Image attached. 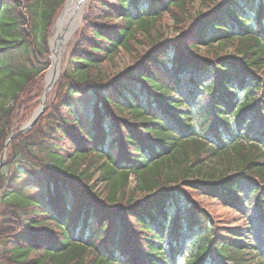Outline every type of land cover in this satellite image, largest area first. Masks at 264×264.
<instances>
[{"label": "trees", "instance_id": "1", "mask_svg": "<svg viewBox=\"0 0 264 264\" xmlns=\"http://www.w3.org/2000/svg\"><path fill=\"white\" fill-rule=\"evenodd\" d=\"M66 1L0 0V158L39 106ZM246 188L264 221V0H90L0 169V264H260L249 232L197 201L236 210Z\"/></svg>", "mask_w": 264, "mask_h": 264}, {"label": "rangeland", "instance_id": "2", "mask_svg": "<svg viewBox=\"0 0 264 264\" xmlns=\"http://www.w3.org/2000/svg\"><path fill=\"white\" fill-rule=\"evenodd\" d=\"M69 1L70 0H67L65 6H63V8L60 10L58 15L56 16V18L54 20V23H53V25L51 27V30H50L49 40H48L50 68L53 67L52 44L51 43L58 36V33H59V29H58L59 26L58 25L60 24L61 17L63 16V14L66 11V5H67V3ZM86 5L83 8L81 16L80 17L79 16L78 17H74L70 21V25L72 26V28H71L72 32L67 34V40L64 43L63 55H62L61 66H60V71H59L60 74H61L62 69L64 68L65 63L67 62L69 56L71 55L72 49L74 48L75 43L77 41V31H78V28L83 23V18H84V15H85ZM194 5H195L196 9L199 7L198 2L195 3ZM189 22L190 21H187V24H189ZM170 26H172L171 23H170ZM170 32H171L170 36H173L174 34L172 33V28L170 29ZM124 60H125V58L120 60V63L123 64ZM50 68H49V70L47 71V73L44 76V83L46 82L47 74L49 73ZM213 80H214V78H213V75H212V76L207 77L206 79H201L200 83H201L202 86H205L207 84H211L213 82ZM45 86H46V83H45ZM253 96H256V94L254 93ZM197 97H198V101L197 102H192V105L194 106L195 112L197 110H199V108L201 106L207 105L208 101L210 100V97L208 96V94L206 92H198ZM244 97H245L244 94H240V96H239L240 100H243ZM91 108L92 107L89 106V104L84 103V104L79 105L77 110L81 114L88 115L89 112L91 111ZM257 119H258V117L256 116L255 113H252L250 115V117H249V123H250V125L253 126L252 130L254 132H258V130H259L258 129L259 128L258 127L259 123H258ZM13 126H14L13 129H12L13 130V135L16 136L18 134V132H19V129L22 126L20 128H17L19 126V124H16V123L13 124ZM22 178H24V180L27 179V177L24 176V175H22ZM36 193H37L36 190H34V191L30 190L28 192V195H34ZM243 197H244L245 202L249 203V206L240 210L241 215L238 214V213H237L238 214L237 215L232 210L227 209V208H223L217 202H215L213 200H210V199H207V198H197V201L203 207H206L215 217L223 218L226 223L230 222V224L232 226H242V229L245 226L251 227L253 229V231H252L253 234L251 235L252 238H253L252 240H254V244L257 246L258 251L261 252L262 260L264 261V238H262V236H261V234L264 233V225H261L259 220L255 217V211H254V208H253L254 200H253V196L249 193V189L248 188L244 189ZM188 240H189L188 237H186L185 241H188ZM185 250L186 251L187 250L191 251L190 246L186 245L185 246ZM185 259H186L185 256L180 258L178 260V264H185ZM214 264H230V261L226 260V259H224V260L223 259H216L214 261Z\"/></svg>", "mask_w": 264, "mask_h": 264}, {"label": "bare ground", "instance_id": "3", "mask_svg": "<svg viewBox=\"0 0 264 264\" xmlns=\"http://www.w3.org/2000/svg\"><path fill=\"white\" fill-rule=\"evenodd\" d=\"M86 2L87 0H70L66 6L65 13L61 17L59 24V35L51 43L53 67L49 71L48 76L46 78V84L48 86L52 84V82L55 80L56 75L60 71L64 43L67 40V34L72 32L70 27V21L74 17L81 16V13L83 11Z\"/></svg>", "mask_w": 264, "mask_h": 264}, {"label": "water", "instance_id": "4", "mask_svg": "<svg viewBox=\"0 0 264 264\" xmlns=\"http://www.w3.org/2000/svg\"><path fill=\"white\" fill-rule=\"evenodd\" d=\"M58 76L59 75H56L55 80L52 82V84L49 85V86H47V88L45 89V92L43 94V97L41 99V105H40L39 109L35 112L34 116L30 120V122L27 123L25 126L22 127V129L20 130L19 133L24 134V133H27L28 131H30L33 128V126L36 124V122L38 121V119L40 118V116L42 115V113H44V111H45V104H46V100L48 98V94L50 93V91L55 86V84L57 82ZM4 160H5V154L2 155V158L0 160V168L2 167V165L4 163Z\"/></svg>", "mask_w": 264, "mask_h": 264}]
</instances>
